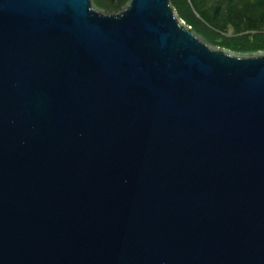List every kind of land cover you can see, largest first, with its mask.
<instances>
[{"label": "water", "instance_id": "water-1", "mask_svg": "<svg viewBox=\"0 0 264 264\" xmlns=\"http://www.w3.org/2000/svg\"><path fill=\"white\" fill-rule=\"evenodd\" d=\"M0 264H264V54L0 0Z\"/></svg>", "mask_w": 264, "mask_h": 264}, {"label": "trees", "instance_id": "trees-1", "mask_svg": "<svg viewBox=\"0 0 264 264\" xmlns=\"http://www.w3.org/2000/svg\"><path fill=\"white\" fill-rule=\"evenodd\" d=\"M117 13L130 0H91ZM179 19L207 44L238 55L264 52V0H170Z\"/></svg>", "mask_w": 264, "mask_h": 264}, {"label": "rangeland", "instance_id": "rangeland-1", "mask_svg": "<svg viewBox=\"0 0 264 264\" xmlns=\"http://www.w3.org/2000/svg\"><path fill=\"white\" fill-rule=\"evenodd\" d=\"M94 7V6H93ZM95 8V7H94ZM96 9V8H95ZM97 10V9H96ZM99 11V10H98ZM176 13V12H175ZM213 47V46H212ZM215 48V47H214ZM260 55L264 54V52L258 53ZM255 55V54H254ZM240 56H252V55H240Z\"/></svg>", "mask_w": 264, "mask_h": 264}, {"label": "built area", "instance_id": "built-area-1", "mask_svg": "<svg viewBox=\"0 0 264 264\" xmlns=\"http://www.w3.org/2000/svg\"><path fill=\"white\" fill-rule=\"evenodd\" d=\"M189 27V26H188ZM190 28V27H189Z\"/></svg>", "mask_w": 264, "mask_h": 264}]
</instances>
